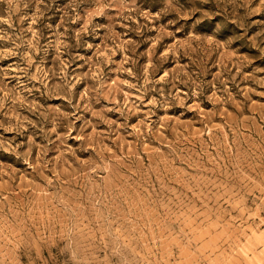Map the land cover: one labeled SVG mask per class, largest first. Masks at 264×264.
<instances>
[{
	"label": "rangeland",
	"instance_id": "obj_1",
	"mask_svg": "<svg viewBox=\"0 0 264 264\" xmlns=\"http://www.w3.org/2000/svg\"><path fill=\"white\" fill-rule=\"evenodd\" d=\"M0 264H264V0H0Z\"/></svg>",
	"mask_w": 264,
	"mask_h": 264
}]
</instances>
